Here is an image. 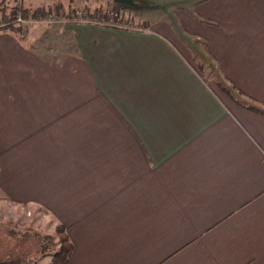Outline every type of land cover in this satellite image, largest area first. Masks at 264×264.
I'll use <instances>...</instances> for the list:
<instances>
[{"label": "crops", "instance_id": "0c3cea01", "mask_svg": "<svg viewBox=\"0 0 264 264\" xmlns=\"http://www.w3.org/2000/svg\"><path fill=\"white\" fill-rule=\"evenodd\" d=\"M185 1L78 23L66 55L0 30V147L25 171L0 199L64 224L68 264H264V0Z\"/></svg>", "mask_w": 264, "mask_h": 264}, {"label": "rangeland", "instance_id": "374dc122", "mask_svg": "<svg viewBox=\"0 0 264 264\" xmlns=\"http://www.w3.org/2000/svg\"><path fill=\"white\" fill-rule=\"evenodd\" d=\"M39 1L0 0V13L2 14L0 28L5 27L3 25L8 21H12L16 10L23 17V10L26 9L27 18L33 17L20 25L23 35L26 34L28 44L38 52L59 55L73 52L78 23L92 22L90 19L94 17L98 20L117 21L119 27L125 26L120 22L134 25L138 21L141 22L143 18L141 14L145 10L151 11L149 14L151 20L155 16V9H158L159 6H171L170 3L184 5L186 2L185 0H44V3ZM27 5H31V9H28ZM6 11H8L7 14H5ZM43 11L60 16V19L63 20L49 23L39 21V16L34 13L40 14ZM77 11L81 14L78 15ZM216 68V65L211 67L208 65L204 70L214 87L218 89L215 82L219 80L227 87L228 93H234L236 97L239 96L234 87L225 83L219 76ZM243 99L245 102L248 101L246 98ZM2 151L4 152L2 153ZM9 151V147H0V182L8 183L9 188L22 189L23 192L20 175H23L25 171L17 168L20 175H16L14 172L16 170L10 163ZM26 152L27 149L24 148L23 155ZM56 223L51 215L34 203H18L0 199V254L5 253L18 258L25 257V264H34L35 262L36 264H49L51 253L58 246V237L54 228Z\"/></svg>", "mask_w": 264, "mask_h": 264}, {"label": "trees", "instance_id": "16d2710c", "mask_svg": "<svg viewBox=\"0 0 264 264\" xmlns=\"http://www.w3.org/2000/svg\"><path fill=\"white\" fill-rule=\"evenodd\" d=\"M28 12L26 9L23 10V17L27 18ZM6 21V19H5ZM9 22V23H8ZM5 25V27L0 28V30H8L17 37L23 39V33H22V27L19 24H15L12 21H8ZM120 23H126V22H120ZM245 102V101H244ZM254 101H250L247 103L246 107H248L251 110H254L256 112H261L264 113V107L261 108L260 106L256 105L255 103H252ZM55 232L57 233L58 237V246L55 248L52 253H51V260L49 264H68L69 257L72 251V243L67 235L66 232V227L64 224H62L60 221H57L55 225ZM25 257L23 258H18V257H11L10 255L7 254H0V264H25ZM36 264V262L34 263Z\"/></svg>", "mask_w": 264, "mask_h": 264}, {"label": "built area", "instance_id": "2783aa9c", "mask_svg": "<svg viewBox=\"0 0 264 264\" xmlns=\"http://www.w3.org/2000/svg\"><path fill=\"white\" fill-rule=\"evenodd\" d=\"M31 13H34V12H31ZM15 14V15H14ZM13 14V19H12V21L14 22V23H17V24H24V22H25V20H28V19H30L31 17H33V16H31V17H29V18H24V17H22V15L19 13V12H17V10H16V12ZM77 14L78 15H80L81 13H79L78 11H77ZM34 15H36V16H39V21H43V22H46V23H49V22H52V21H58V22H60L59 20H63V19H60V16H57V15H51L50 14V12H45V11H43L42 13H40V14H37V13H34ZM36 20H37V18H35ZM92 22H94V23H98V24H100V25H107V26H118V23H116L117 21H115V22H111V21H105V20H98L97 18H94L93 17V19H90Z\"/></svg>", "mask_w": 264, "mask_h": 264}]
</instances>
